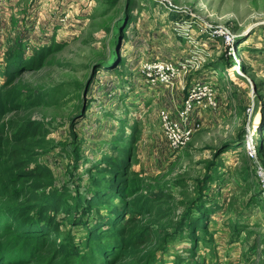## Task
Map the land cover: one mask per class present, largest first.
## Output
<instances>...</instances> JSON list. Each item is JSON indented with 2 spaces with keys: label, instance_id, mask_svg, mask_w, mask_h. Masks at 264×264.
I'll list each match as a JSON object with an SVG mask.
<instances>
[{
  "label": "rangeland",
  "instance_id": "rangeland-1",
  "mask_svg": "<svg viewBox=\"0 0 264 264\" xmlns=\"http://www.w3.org/2000/svg\"><path fill=\"white\" fill-rule=\"evenodd\" d=\"M9 58L18 63L0 137L11 122L38 125L28 168L48 167L45 191L62 200L59 234L47 240L79 251L63 262L45 241L37 264L103 263L86 224L130 197L87 201L108 190L98 179L112 176L105 156L123 159L118 147L129 149L132 192L166 193L160 213L123 226L157 230L136 260L160 244L154 264H264V0H0V85ZM157 61L175 69L153 86L146 73ZM162 111L182 124L189 114L176 152Z\"/></svg>",
  "mask_w": 264,
  "mask_h": 264
},
{
  "label": "trees",
  "instance_id": "trees-1",
  "mask_svg": "<svg viewBox=\"0 0 264 264\" xmlns=\"http://www.w3.org/2000/svg\"><path fill=\"white\" fill-rule=\"evenodd\" d=\"M38 53L40 51H36L30 58L36 57ZM7 63L6 81L0 85V118L9 108L8 101L12 98L11 92L4 90V87L9 83L18 62L9 58ZM3 128L4 123H1L0 131ZM10 128L13 129L11 134L6 133L5 137H0V264H37L35 251L45 241L51 242L55 259L60 257L63 262L69 260L72 256L78 255V248L68 242L57 243L56 239L47 240L51 234L55 236L59 234L60 224L56 213L62 205L61 194H58L57 190L45 191L53 183L52 172L40 164L28 168V164L36 162L37 152L31 150L29 140L41 135L38 125L31 121L11 122ZM129 128L130 141L135 143L138 139L135 136L137 129L135 125ZM127 136L123 130L117 140L125 141ZM117 149L123 159L115 160L105 156L103 160L107 162L108 168L104 171H110L112 176L107 179V183L98 179V183L101 182L108 190H98L87 203L100 205L97 201L101 199L109 202L116 193L121 197L130 198L124 202L119 200L121 206L110 201L112 206H109L108 214L99 215L95 219V224H86L88 230L86 244L94 253L100 255L102 264H154L152 259L160 249V244H155L150 250L144 247L143 257L136 259L140 245L153 238L157 230H154L152 224L137 229H128L127 226L135 228L139 226L138 215L151 216L160 213L161 207L157 201L166 193L162 189L150 195L135 194L136 190L132 192L135 181L129 178L127 171L129 149L127 147ZM196 224L203 222L199 220ZM125 225L127 226L123 227ZM193 228L194 226H191V229ZM192 233V236L196 237L195 232ZM105 237L108 238L107 242H104Z\"/></svg>",
  "mask_w": 264,
  "mask_h": 264
},
{
  "label": "built area",
  "instance_id": "built-area-1",
  "mask_svg": "<svg viewBox=\"0 0 264 264\" xmlns=\"http://www.w3.org/2000/svg\"><path fill=\"white\" fill-rule=\"evenodd\" d=\"M174 69L175 68L167 62L157 61L148 66L146 74L151 79V85H165L169 82V77L174 73ZM159 78L160 80H158ZM157 80L158 82L156 83ZM202 88L208 90L204 86H202ZM196 89L197 87L194 89V91H192L191 89L192 94L187 98L189 102L197 97V95L193 94L195 93ZM182 114L185 116L184 124L172 121L164 111L161 112L160 121L163 125L164 134L169 142V146L172 152L178 151L181 146L188 140V137L191 134L192 124L191 122L187 124V118L189 117V114L184 111L182 112Z\"/></svg>",
  "mask_w": 264,
  "mask_h": 264
}]
</instances>
